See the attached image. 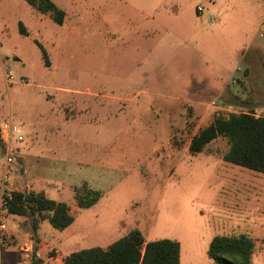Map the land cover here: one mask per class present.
<instances>
[{
	"label": "rangeland",
	"instance_id": "rangeland-1",
	"mask_svg": "<svg viewBox=\"0 0 264 264\" xmlns=\"http://www.w3.org/2000/svg\"><path fill=\"white\" fill-rule=\"evenodd\" d=\"M52 1L62 25L27 0H0V121L24 137L13 140V187L65 201L75 218L63 230L41 219L44 245L32 250L63 264L138 229L179 241L180 264H216L215 236L247 235L251 264H264V173L225 161V137L189 150L217 116H264V0ZM5 151L0 142V181ZM84 183L100 196L81 208ZM22 219H6L20 242L34 237ZM0 237V264H16L18 243Z\"/></svg>",
	"mask_w": 264,
	"mask_h": 264
},
{
	"label": "trees",
	"instance_id": "trees-1",
	"mask_svg": "<svg viewBox=\"0 0 264 264\" xmlns=\"http://www.w3.org/2000/svg\"><path fill=\"white\" fill-rule=\"evenodd\" d=\"M27 1L41 13L49 14L55 23L63 24L66 13L52 0ZM19 26L20 31L26 34L24 25L20 23ZM43 58L49 65L48 53L44 50ZM219 137H225L229 142V148L223 154L225 161L264 173V116L253 112L217 116L191 138L189 150L193 154L201 153ZM99 196V192L87 183L74 187L78 207L95 204ZM10 214L31 219L34 237L43 218H48L50 224L59 230L69 227L75 220L67 202L34 190L14 191ZM44 214L46 216L42 217ZM254 248V240L247 235H217L209 245L208 255L216 264H251ZM180 258L179 241L169 238L147 241L140 230L134 229L105 248L93 246L73 251L63 258V264H180ZM30 264H43L36 248Z\"/></svg>",
	"mask_w": 264,
	"mask_h": 264
},
{
	"label": "built area",
	"instance_id": "built-area-1",
	"mask_svg": "<svg viewBox=\"0 0 264 264\" xmlns=\"http://www.w3.org/2000/svg\"><path fill=\"white\" fill-rule=\"evenodd\" d=\"M202 10V6H197L198 12H201ZM210 19L211 21L216 20L212 14L210 15ZM13 140L16 143L23 142L24 137L22 135L21 127L12 123L11 121H0V142L6 147L5 156L2 163L5 171L0 181V233L5 232L8 229L6 218L8 215H10V204L13 200V192L17 191L13 187L14 185L12 183L11 172L15 170L18 171V169L14 167L16 164H18V161L16 157L13 156V151L17 150L16 143L14 144ZM11 144H14V146L11 147ZM32 245V243L28 242L22 246L21 250L24 253L26 260L19 264H30L33 254Z\"/></svg>",
	"mask_w": 264,
	"mask_h": 264
},
{
	"label": "crops",
	"instance_id": "crops-1",
	"mask_svg": "<svg viewBox=\"0 0 264 264\" xmlns=\"http://www.w3.org/2000/svg\"><path fill=\"white\" fill-rule=\"evenodd\" d=\"M71 91V90H70ZM65 92V91H64ZM66 92H69V91H66ZM99 95V94H98ZM69 119H70V116L68 117ZM72 119L71 120H75V117L74 116H72L71 117ZM69 121V120H68ZM16 148H17V150L19 151L20 149H21V147L20 146H18V144H16ZM11 215H14V214H10V215H8L7 216V218L9 217V216H11ZM6 218V219H7ZM46 219V218H45ZM48 219V218H47ZM27 220H29V218H27V217H25L24 216V219H22V220H20L19 221V223L18 224H21V226H23L24 228H26V229H28V225H27ZM8 223V222H7ZM41 228V220H40V224H39V228H38V230H37V233H36V237H30V235H29V229H28V233H25V234H23L22 235V237H21V242H20V240L15 236V232L13 231V230H9V225H8V229H7V231H5V232H2V233H0L1 234V236H5V241H7L8 243L9 242H17L18 243V247H19V251H20V257H19V260L16 262V264H19V263H21V262H23V261H25L26 260V258L24 257V253L22 252V250H21V248H22V246L24 245V244H26V243H28V242H30V243H33V242H35V243H37V244H39V247L40 248H42V245H44V241L41 239V237H40V235H39V229ZM33 229V228H32ZM2 239H1V237H0V249H2L4 246L2 245ZM37 254L39 255V257H40V250L37 252ZM52 257H50V256H47V260H50ZM42 260H43V258H42ZM28 262H30V261H28ZM43 264H44V262H43Z\"/></svg>",
	"mask_w": 264,
	"mask_h": 264
},
{
	"label": "water",
	"instance_id": "water-1",
	"mask_svg": "<svg viewBox=\"0 0 264 264\" xmlns=\"http://www.w3.org/2000/svg\"><path fill=\"white\" fill-rule=\"evenodd\" d=\"M14 60H15V61H19L20 58H19V57H14Z\"/></svg>",
	"mask_w": 264,
	"mask_h": 264
}]
</instances>
